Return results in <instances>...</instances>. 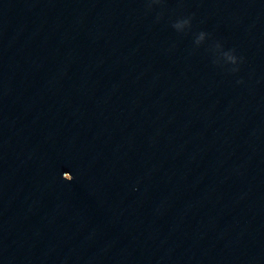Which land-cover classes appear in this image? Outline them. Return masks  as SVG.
Masks as SVG:
<instances>
[{"label":"water","instance_id":"obj_1","mask_svg":"<svg viewBox=\"0 0 264 264\" xmlns=\"http://www.w3.org/2000/svg\"><path fill=\"white\" fill-rule=\"evenodd\" d=\"M0 107L264 258V0H0Z\"/></svg>","mask_w":264,"mask_h":264}]
</instances>
